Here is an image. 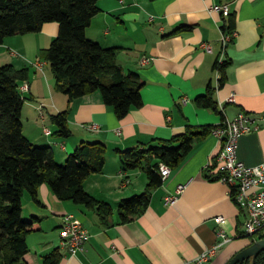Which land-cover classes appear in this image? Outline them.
I'll use <instances>...</instances> for the list:
<instances>
[{
  "label": "crops",
  "instance_id": "obj_1",
  "mask_svg": "<svg viewBox=\"0 0 264 264\" xmlns=\"http://www.w3.org/2000/svg\"><path fill=\"white\" fill-rule=\"evenodd\" d=\"M226 3H231L235 15L236 35L224 47L222 36L229 17L210 8ZM99 7L87 37L105 48H117L124 72L137 73L145 81L143 106L124 119L105 104L101 92L70 104L66 95L56 91L51 67L39 56L59 35L58 23L45 25L41 33L9 37L0 45V66L30 69L22 122L32 144L50 147L59 164H65L84 144L100 142L108 148L103 172L86 179L84 188L114 208L111 226L103 225L96 210L61 201L44 184L39 203L29 194L23 199V218L36 229L28 236L26 261L43 264L45 255L60 249L61 264H197L198 257L219 241L218 230L224 228L233 240L208 264H228L252 240L244 236L247 214L234 200L231 187L208 177L207 168L222 147L219 138L212 132L199 140L153 191L145 213L126 224L121 223L118 207L142 195L149 179L143 169L127 171L117 150L169 141L184 134L187 126H219L247 114L255 123L252 132L239 140V158L249 166L264 164V0H100ZM210 87L215 90L218 111L196 103ZM232 96L234 102H230ZM69 107L72 135L62 138L55 135L50 118ZM179 186H185L184 192L174 205H167L166 197ZM69 214L90 234L85 251L76 255L61 248V231ZM220 216L225 221L217 224ZM262 237L264 229L255 240Z\"/></svg>",
  "mask_w": 264,
  "mask_h": 264
},
{
  "label": "trees",
  "instance_id": "obj_2",
  "mask_svg": "<svg viewBox=\"0 0 264 264\" xmlns=\"http://www.w3.org/2000/svg\"><path fill=\"white\" fill-rule=\"evenodd\" d=\"M100 0H0V45L9 37L41 33L45 25L58 23L60 33L51 46L40 52L56 79V91L66 95L70 104L89 94L101 92L104 102L118 118L143 106L145 81L137 73H125L118 64V49L105 48L87 37V29L101 12ZM235 15L231 13L224 31L233 34ZM225 64L218 69L224 72ZM30 79V69L12 64L0 66V264H28V236L36 231L23 218V199L29 194L39 203L42 185L48 184L61 201H71L94 209L105 227L115 210L90 195L84 183L91 175L102 173L108 148L97 142L78 147L65 164L56 161L50 147L32 144L24 135L22 112L28 98L20 87ZM221 85L224 84V78ZM198 106L218 111L215 90L196 100ZM71 108L51 116L55 135L68 138ZM220 126V125H219ZM219 126H187L184 134L169 141H153L125 151L117 150L127 171L143 169L149 179L147 190L122 201L118 207L121 223L136 220L149 208L153 191L163 184L160 164L177 168L193 151L196 143ZM217 156L207 168L212 179L220 180ZM252 242L257 236H249ZM263 238V237H262ZM63 254L56 249L45 255L43 264H61ZM239 264H264V252Z\"/></svg>",
  "mask_w": 264,
  "mask_h": 264
},
{
  "label": "built area",
  "instance_id": "obj_3",
  "mask_svg": "<svg viewBox=\"0 0 264 264\" xmlns=\"http://www.w3.org/2000/svg\"><path fill=\"white\" fill-rule=\"evenodd\" d=\"M210 10L220 13L225 18H228L232 13L231 3L214 4ZM235 35L236 33H233V36L223 33V46L227 47ZM207 51L212 53L213 49L208 46ZM148 61L149 59L144 60V62ZM222 62L219 65L223 64ZM36 65L42 67L40 63ZM20 90L23 94L27 93L29 85L24 83ZM234 101L235 98L232 96L230 102ZM254 123L255 121L249 115L240 114L234 120H227L213 130V135L219 138L222 143L216 158L218 170L223 173L220 181L231 187L234 200L247 214L244 228L245 234L249 236H254L264 229V164L249 166L241 161L238 155V145L242 136L252 132ZM90 129L99 131L97 126H91ZM160 172L165 180L170 176L171 168L161 163ZM184 190L185 186H179L174 195L166 197V204L174 205ZM224 221L225 218L221 216L215 219L217 224H222ZM218 237L219 241L198 257L197 264H208L220 250L233 240L224 228L218 230ZM89 239V232L76 220L74 215H67L61 231V248L67 250L71 255H76L85 251Z\"/></svg>",
  "mask_w": 264,
  "mask_h": 264
},
{
  "label": "water",
  "instance_id": "obj_4",
  "mask_svg": "<svg viewBox=\"0 0 264 264\" xmlns=\"http://www.w3.org/2000/svg\"><path fill=\"white\" fill-rule=\"evenodd\" d=\"M262 252H264V238L252 242L250 246L236 254L228 264H239L251 258L256 261Z\"/></svg>",
  "mask_w": 264,
  "mask_h": 264
},
{
  "label": "rangeland",
  "instance_id": "obj_5",
  "mask_svg": "<svg viewBox=\"0 0 264 264\" xmlns=\"http://www.w3.org/2000/svg\"><path fill=\"white\" fill-rule=\"evenodd\" d=\"M32 250H34V248H32Z\"/></svg>",
  "mask_w": 264,
  "mask_h": 264
}]
</instances>
